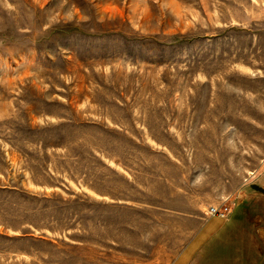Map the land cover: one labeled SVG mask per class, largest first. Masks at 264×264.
<instances>
[{"label": "rangeland", "instance_id": "374dc122", "mask_svg": "<svg viewBox=\"0 0 264 264\" xmlns=\"http://www.w3.org/2000/svg\"><path fill=\"white\" fill-rule=\"evenodd\" d=\"M213 208L189 264H264V0H0V264H171Z\"/></svg>", "mask_w": 264, "mask_h": 264}, {"label": "crops", "instance_id": "0c3cea01", "mask_svg": "<svg viewBox=\"0 0 264 264\" xmlns=\"http://www.w3.org/2000/svg\"><path fill=\"white\" fill-rule=\"evenodd\" d=\"M167 215L173 220V228L176 225L174 228L177 230L176 236H179V231L181 236H192L171 264H189L198 252V247L211 236L219 235L225 228L221 218L211 216L206 218L202 212L194 215Z\"/></svg>", "mask_w": 264, "mask_h": 264}, {"label": "built area", "instance_id": "2783aa9c", "mask_svg": "<svg viewBox=\"0 0 264 264\" xmlns=\"http://www.w3.org/2000/svg\"><path fill=\"white\" fill-rule=\"evenodd\" d=\"M210 216L211 217H219V218H222L223 217V215H221L220 213H219V211L217 210V209H211V211H210Z\"/></svg>", "mask_w": 264, "mask_h": 264}, {"label": "trees", "instance_id": "16d2710c", "mask_svg": "<svg viewBox=\"0 0 264 264\" xmlns=\"http://www.w3.org/2000/svg\"><path fill=\"white\" fill-rule=\"evenodd\" d=\"M227 225V224H226Z\"/></svg>", "mask_w": 264, "mask_h": 264}]
</instances>
